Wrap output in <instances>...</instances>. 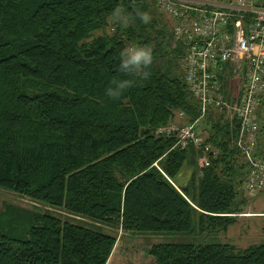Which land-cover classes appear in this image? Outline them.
I'll list each match as a JSON object with an SVG mask.
<instances>
[{"label":"trees","instance_id":"16d2710c","mask_svg":"<svg viewBox=\"0 0 264 264\" xmlns=\"http://www.w3.org/2000/svg\"><path fill=\"white\" fill-rule=\"evenodd\" d=\"M152 4L0 0V189L139 234L191 233L196 220L201 230H227L237 221L248 172L237 131L215 107L202 115L184 70L171 63L182 45L172 34L173 43L159 41L165 32L150 17ZM117 7L126 24L113 19ZM134 45L153 52L147 77L120 72V52ZM116 78L133 86L114 99L106 92ZM258 113L262 146L264 101ZM174 122L206 129L216 151L208 166L199 165L202 149L158 132ZM117 243L100 227L50 210L0 206V264H264V243L162 242L145 255Z\"/></svg>","mask_w":264,"mask_h":264},{"label":"built area","instance_id":"2783aa9c","mask_svg":"<svg viewBox=\"0 0 264 264\" xmlns=\"http://www.w3.org/2000/svg\"><path fill=\"white\" fill-rule=\"evenodd\" d=\"M159 9L174 21V37L184 48L185 81L201 104L202 115L210 107L222 111L237 131L236 144L248 163L244 189L250 196L264 195V144L259 145V108L264 101V0H156ZM232 67V68H230ZM242 75L238 93L226 97L230 72ZM227 90H226V89ZM184 114L180 113L179 118ZM159 133L177 134V143H193L205 155L200 167L208 166L206 143L196 122L172 123Z\"/></svg>","mask_w":264,"mask_h":264},{"label":"rangeland","instance_id":"374dc122","mask_svg":"<svg viewBox=\"0 0 264 264\" xmlns=\"http://www.w3.org/2000/svg\"><path fill=\"white\" fill-rule=\"evenodd\" d=\"M150 17H157L158 22L160 23L159 26L164 28L165 37L163 39L159 38V41L163 42L164 40H170L172 42L170 34H172L171 36L174 37L173 19L167 14H162L156 4L155 6L153 5L151 7ZM106 31L112 32V29L109 27L108 29H106ZM102 33L103 31H98L95 33V35H99ZM175 41L177 42L176 38ZM164 44H167V41H164ZM168 45L170 46L169 48L172 49L178 47V45L176 46L175 44L171 45L170 42L168 43ZM183 54L184 48L182 49L181 46L178 50H176V52L173 53V61L171 62L173 64V68L177 69L180 72L184 70ZM156 64L159 65V67L167 66V63H165V61H161L160 59L156 61ZM242 81V75H240L239 77L235 76L231 71L229 74V79L226 82V88H230L231 91H235L236 93H238ZM225 119L226 115L224 117V120ZM179 120L181 119L179 118ZM202 128L203 127L200 125L199 132L201 133V136H207L206 129ZM188 178L189 172L185 171L183 173V176L179 178V181L185 182L188 180ZM244 192V197L247 199V204L244 207V212L238 215L237 221L231 224L227 230H213V228L201 230L199 228L198 220H196L195 230L191 233L139 234L127 232L115 226L98 224L88 219H81L80 217L75 216L63 209L49 207L45 204L36 202L26 196H22L5 189H0V206L3 207L7 203H11L27 209L36 208L40 210H50L52 213L61 216L62 218L67 217L72 220L84 221L88 225L100 227L103 231L116 236L118 238V250L124 248L129 252L136 251L141 252L145 255V250H147L146 246L162 242H185L196 244L230 243L235 245L238 249H244L252 244L264 243V195L258 194L257 196H250L246 191Z\"/></svg>","mask_w":264,"mask_h":264},{"label":"clouds","instance_id":"9594fccd","mask_svg":"<svg viewBox=\"0 0 264 264\" xmlns=\"http://www.w3.org/2000/svg\"><path fill=\"white\" fill-rule=\"evenodd\" d=\"M113 19L117 22L126 24L128 16L124 14L123 10L117 7L113 13ZM144 22L149 20L147 15H143ZM153 52L151 48L144 46H130L126 47L120 52V72L129 76L147 77L148 72L145 71L153 63ZM111 86L107 88V96L110 98H119L124 92L133 86L131 79H113L110 82Z\"/></svg>","mask_w":264,"mask_h":264}]
</instances>
